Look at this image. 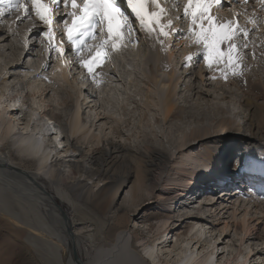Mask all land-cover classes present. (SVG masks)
Here are the masks:
<instances>
[{
    "label": "bare ground",
    "instance_id": "6f19581e",
    "mask_svg": "<svg viewBox=\"0 0 264 264\" xmlns=\"http://www.w3.org/2000/svg\"><path fill=\"white\" fill-rule=\"evenodd\" d=\"M240 3L241 0H226L224 5L230 6L229 14L223 12L221 16L223 17L224 15V17L230 18L234 12H237V15H242L238 12L241 10L244 13L241 18L243 20L246 19L244 21L245 27L242 28L252 25L254 28L259 27L264 18V15L260 18V14H264V11L260 13V10L256 11V9H252L254 7L249 4L243 5L240 9ZM217 8L220 11V7ZM217 8H212L213 15ZM168 10L173 15L171 10ZM164 18L167 17L165 16ZM174 18L175 23L172 24L180 30L178 27V19L176 21L175 16ZM250 18L253 20L255 18L259 19V23L255 25L248 23L247 21ZM40 28H42L41 25H36V28L33 29L32 23L27 19H24L20 23L14 22V14L6 15L4 22L0 23V214L12 218L17 222V225L27 230L25 237L28 239L26 242L29 245L35 246L34 236L36 233L40 234L37 236H39V240L43 244L44 255L39 258L37 257L38 263L161 264L163 262V264H264V237L253 235L255 226L250 225L249 219L251 217L246 216L247 210H244L239 221L235 217L240 205L247 207L249 203L253 202L257 203L255 204L256 206H263L264 204V195L261 190L247 192L244 190V183L237 180L242 179L246 173L251 175L248 184H251L252 180L253 183H258V180H263L264 104L258 102V99L264 100V86L249 80L247 77V79L245 78L243 80L245 86L251 93V97H246L243 100L249 112L248 120L250 121L249 126H251V128L248 127L249 130L247 133L242 132V122H238L239 120L220 118L214 127H195L188 133H185L183 138L181 137L182 141L176 149L177 152L173 153L175 157L172 156L170 158L161 149L150 147L147 144L150 138L146 135L143 136L144 140H146L144 149L145 151H149V156L144 155L137 149L133 150L134 148L132 149L130 146L128 147L118 141L107 140L104 138V134L101 135L102 133H95L92 130L93 125L101 119L110 118L109 114L104 112L106 106L105 100L107 98L101 94L102 91L100 90L99 98H102L101 104L98 102L97 107H94L93 116L89 115V117H92L91 119L86 117L80 111L81 105L90 102L86 101L89 96L94 95L93 99H96L94 98L96 95L94 93H91V95L88 92L81 94L82 90L83 92L87 90L86 88L82 89L83 80L81 79V83L78 84V94L76 93L75 100H73L71 94L62 96L61 99H63L64 105L59 107L61 112L57 111L60 112L59 119H65L66 121L69 119L67 121L68 128L65 133L66 139L64 145L58 128L59 125L56 123V118H58L57 112L53 113L52 111H48L50 107L52 108V104L48 99L46 100L49 86L45 83V80L48 76L46 75V69L51 63L48 61L50 51L46 47L47 41L44 40L41 43L42 38L39 36L36 37V34L41 31ZM29 29H32V31H29ZM252 29L250 28V31ZM182 33V31H179L178 33L172 34V37L175 35L178 36L176 38V46L182 47L181 45L187 42L186 35H180ZM142 34L149 42L155 40L154 37H148L144 32ZM243 38V40L248 39V37ZM7 39L10 41L8 45L4 43ZM34 39L42 44V47L40 49L38 48L37 55L32 54V48H34L32 41ZM255 40L252 39L253 45ZM164 42L167 43L168 38ZM247 44H250L249 41H247ZM250 47L252 46L250 45ZM19 48L23 51L21 58L20 55L22 53L19 56L15 54V51ZM189 48L191 52L187 56L180 55L182 54L180 53L178 58L183 60L184 57H195L197 49ZM10 52L13 54L12 59L9 57L6 58L7 55H10ZM47 54H49V57H47ZM153 54V65H155L156 60L159 63L162 56L158 50H154ZM172 56H175L174 50L173 52L172 50L170 51L167 59L171 60ZM4 58L6 61L3 60ZM187 64L189 65L191 63L187 61ZM246 66L245 64L243 65V71H246ZM154 67L155 69L150 71L151 74L149 76L143 73L148 79L147 81H151L156 89L157 100L155 102L157 101L162 119L166 121L170 116H178L183 110L182 105L179 106L175 101V95L177 93L175 94L174 87L176 82L173 78L180 81L182 73H186L187 71L183 70L178 75L175 72L176 69L172 67H168L169 69L162 68V73H165L163 76L161 72H158L159 67L157 65ZM9 69L18 72L15 77H18L20 83L22 82L18 93L21 95L25 91L24 96L27 100H25V104L27 103L29 106L27 108L30 112L29 114H22L20 116L22 110H20V105L16 107L15 103L18 95L16 96L14 93V95L9 96L8 92L6 93L5 91L8 87L12 88L13 86L9 83ZM201 70L203 69H199L197 72L199 76L197 80L201 82H199L200 84L203 83L207 87L204 81L208 78L206 79L204 77L206 73L207 75L209 73L203 70L205 71L204 74ZM60 75L62 78L68 79L64 69H60ZM73 75L72 78L75 81L80 78V76L75 77L76 74L75 76ZM209 78L212 77L210 76ZM240 80L242 81V79ZM180 83L182 82L180 81ZM187 87L188 90H192L194 83H189ZM206 90L210 92L209 89L206 88ZM64 92L68 94L65 90L60 91L62 94ZM196 93L200 96L201 90H198ZM81 95H83V98L80 101ZM68 97L69 99H67ZM74 101L76 104L75 110L70 113ZM89 106L90 109L93 108V105L89 104ZM227 110L230 112L233 109L229 107ZM46 114L48 115L45 116ZM85 118L88 119L85 120ZM96 125L98 127V124ZM211 136H216L215 139L218 138V143L224 147L223 152H216L209 148L205 152L195 156V154H190L185 151L187 146L186 139L192 141V139H200V137L209 138ZM87 141H93L96 145L93 146L89 155L83 160L79 157L78 151L81 144H86ZM212 142L217 143L215 141ZM233 145H242L244 150L249 153V158L245 163L246 173L244 171L243 173L238 171V161H234L232 165L233 169L231 172L233 174H230V171L225 172L224 168H226V164L223 163L224 160L220 162L221 158H228L227 155ZM133 147H136V144ZM140 163L146 165V170L143 172L141 171L143 169ZM61 164H68L71 170V176L73 177L64 175L60 170ZM173 167L176 169L175 171H177L178 176L176 178L173 177L174 179L171 181L166 173H169V169H173ZM251 169L258 172L259 175L253 178V175L248 172ZM81 171H87V174H97L104 179V182L101 186L93 189L84 180L74 178V175ZM226 176H230V181L232 178H236L235 183L237 184H235V187H237V191L233 196L226 198L225 194H222L221 197L216 199L208 197L206 198L207 200L205 199V201L199 204L197 211H190L185 217L182 216L181 219L178 217L179 220H176V224L178 225H181L185 219L191 221L190 223L188 222L189 225L186 230L183 231L181 228L176 230L169 243L166 242V238L169 237L166 232L167 228L170 227V223L167 222L166 216V218H163L157 224L155 228L157 234L152 236L149 243L142 244V254L139 253L132 243L134 239L138 238V231L134 230L128 233L125 228L119 227L120 224L128 219L127 208H122V213L115 218V224L119 226L113 231L111 238H108V241L105 239L111 231V227L105 224V215L108 213L117 193L126 182L131 183L128 192L133 202H141L143 200V194H141L142 190H144L142 189V183L145 181L149 182L151 189L160 191V194L158 193L160 199L175 201L178 198L179 200L186 198L192 190V187L203 188L205 184L209 183L216 184L213 188L222 187L219 189V192L222 193H229L236 190L235 187L228 190L224 187L226 184L222 185L219 182L226 180ZM252 185L254 186V184ZM262 185L264 187V183ZM207 187L209 193L214 191L209 189L212 187L210 184ZM241 197L243 198L240 200ZM219 198L222 199L219 201ZM62 203L72 208L73 215L76 216V219L91 222L93 228L91 230L85 229L84 231L80 228L79 230L74 228L72 226L74 225L73 216L67 215L66 210L62 207ZM169 205L171 204L169 203ZM223 210L224 213L229 214L230 221L227 218L219 222L220 219L215 217ZM62 211L65 217L62 216ZM200 213H203V215L201 216ZM85 215H87V218ZM204 215L205 219H210L208 221L210 225H206L207 222L202 223ZM260 216H263V218L258 217L256 221L261 224L264 223V214ZM36 225L41 226L40 232L34 231L37 227ZM17 233L15 234L16 237L22 236V233ZM206 234L209 235V240L205 239ZM250 236L252 238H249ZM224 239H226V243L218 248V244L223 243L222 241ZM171 242L172 246H170ZM65 249L68 252L66 256L63 255ZM2 252L0 250V258H3L1 256Z\"/></svg>",
    "mask_w": 264,
    "mask_h": 264
},
{
    "label": "rangeland",
    "instance_id": "374dc122",
    "mask_svg": "<svg viewBox=\"0 0 264 264\" xmlns=\"http://www.w3.org/2000/svg\"><path fill=\"white\" fill-rule=\"evenodd\" d=\"M160 3L162 7L166 9L165 16L168 19H171L172 23H175V18H174L175 15H171L168 9H170L172 13L178 12V9H175L176 7H174L176 6L177 3L173 2L172 0H160ZM220 7L222 8L223 6H220ZM218 9L219 8H217L215 12L218 11ZM229 10L230 9H228L227 14H229ZM215 12H214V15H215ZM240 13H243V12H241L240 10ZM243 14L241 15V17L243 16ZM167 18H164V20L167 21ZM245 20L246 19H244L243 22ZM176 21H177V18H176ZM243 22L240 24H245V22L244 23ZM258 23H259V19L255 18V24H258ZM178 24H179V19H178ZM178 27L180 28V31H181L180 24L178 25ZM254 29L249 31L250 35L248 36V39L243 40L244 38L240 37L237 40V42L240 44H243L247 41H249L250 43L248 44L249 48L247 47V49H241L242 53L244 54L243 65L245 64L246 66L247 64L246 71L244 70L243 71L244 74L240 75L241 78L240 76L234 77L231 74H229L227 79H224L221 77L220 71L216 70L217 66L214 65L212 69L206 66L203 60V52L202 54L200 52L202 51V45L195 44L193 42V38L191 37V35L187 37L185 33L180 34V35L185 34L186 39L189 38L187 42L185 44L183 43L181 45L182 47H180V46H176V38L178 36L175 35L172 37V34H171L168 36V42L167 43L164 42L165 44L162 47L161 44L156 39L151 42H149L147 38L145 39L144 38L145 36L143 37L142 31H139L138 26H137V31L130 37V42L120 47L117 51H111V49H109V53H110L109 57L100 65V67H98V69H96V71L99 74L97 77V82H93L91 79L92 91H93V88L97 89L98 92L102 91L101 94L107 98L105 100L106 110L104 109V112L108 113L110 116V118H105V119H101L100 121H98L96 123L98 124V127L95 124L93 125L92 130H94L95 133H98V134L102 133L101 135L104 134L103 136L107 140H113L116 142L118 141L122 144H125L128 147L130 146L132 149L134 148L133 150L137 149L138 151L142 152L144 155L149 156V151L147 150L145 151L144 149V144L146 143L145 142L146 140H144L143 136L146 135L151 139V140L149 139V143H147L149 144L150 147L161 149L164 152V154H166L170 158L173 156L174 152H177L176 149L178 148V145L181 143L182 138L185 135V133H188L192 128H195V127H202V126L214 127L218 119L220 118H232L237 121L239 120L238 122L240 123L242 122L241 123L242 132L247 133L249 128H251V126H249L250 121L248 120L249 112H248V109H246L247 107L245 106L243 100L246 97H251V93H250V90L245 86L243 80H245V78L247 77L249 78V80H252L258 83L259 85L264 86V26L259 25V27L254 28ZM40 30L42 29L40 28ZM38 36H39V33L36 34V37ZM252 39L253 40L256 39L255 42H253L254 45L252 44ZM34 41L35 39L32 41V43H34V48H32L33 49L32 54L37 55L38 50L42 47V44L38 42V45H39L38 47L39 49H38L37 43ZM56 41L57 39H55V42ZM9 42H10L9 39H7L6 42L4 43L8 45ZM62 42H64V40ZM250 45L252 47H250ZM179 47L180 49L176 51V49ZM189 47H192V49L196 48L197 51H196V56L195 57L192 56V59L189 61L191 64L188 65L187 63H185L186 57H184V59L181 60L180 58H178V55L182 53L180 55L187 56L189 52H191V49ZM154 50H158V52L162 56L159 63L156 60L155 65L159 67L158 72L159 73L161 72L163 76L165 75V73H162V68L169 69L168 67H172L176 69L175 72L178 75L179 73H181V71L183 72V70L187 71L186 73L184 72L182 73V77L186 75L185 77L180 78V81L182 83H180V81H178L176 78H173V80L176 82L175 87H174L175 94L177 93L175 95V101L177 102L179 106L182 105L181 107L183 110L180 112L178 116H170L169 119H167L168 121L167 120L164 121L162 119V115H161V112L159 111L157 101L155 102V100H157L156 99L157 95H156V89L154 88L153 83H151V81H147L148 79L144 76V73L147 76H149L151 74L150 71L155 69L154 67L155 65H153L154 64L153 62V58H154L153 51ZM171 50L172 52L174 50V54L176 57L172 56L171 60H169L167 58ZM21 53L22 55H20ZM83 53L84 55H87V52H83ZM15 54L17 56L20 55V58H21L23 56V51H21L19 48L15 51ZM12 56L13 54H11L10 52V55H7L6 58L9 57L10 59H12L13 58ZM47 57H49V54H47ZM63 59L64 57H60L55 51H51L50 57L48 59V61L51 63L48 65V68L46 69V75L48 76H47V79L45 80L46 81L45 83L49 86L48 88L49 92L46 95V100L48 99V101L52 104V108L50 107L48 111H52L53 113L60 111L59 107H62L64 105L63 99H61L62 96H67L71 94V97L73 98V100H75L76 95L78 94L77 92L78 84L81 83L80 80L82 79V78L76 79L75 81L72 78V75L74 74V72L72 73L68 65L65 64V61L67 59L66 60L65 59L63 60ZM3 60L6 61L5 58ZM24 60H26V58H24ZM60 69H64L66 71V75L68 77L67 80L65 78H62V76L60 75ZM199 69L206 70L212 77V78H209L210 77L209 74L207 75L206 73L204 78L206 79L208 78V79L204 81L205 82L204 84H206L207 87H205L203 83L200 84L201 82L199 81L200 82L199 83L197 80L199 77L197 73ZM203 70L201 71L202 73L205 74V71ZM8 71H9L8 74L10 75L9 83H11L13 86L12 88L8 87L7 90L5 91L6 93L8 92L9 96H11L12 94L14 95V93L16 94V96L18 95L16 97L15 103L17 102L16 106L18 107L20 105L19 106L20 110H22L20 116L22 114H29L30 112L27 109L29 106L27 105V103L25 104V100H26V97L24 96L25 91L22 93L23 95L22 94L20 95L18 93L19 92L18 89L21 88L22 86L21 84L22 82L20 83L18 77H15L18 72H16L13 69L12 70L9 69ZM73 76H75V74ZM78 76H81V73H79L78 75L76 74L75 77H78ZM163 76L161 75V77ZM240 79H242V81ZM189 83H192V84L194 83V88L192 90L190 89L188 90L187 86ZM185 84L187 85L185 86ZM202 86L204 89L202 88ZM85 88L87 90L84 92L82 90L81 94L83 93L85 94L87 92L90 94L92 93L90 91L91 87L87 85L85 86V84L83 83L82 89H85ZM201 88L203 89V92ZM206 88L209 89L210 92H208ZM61 90L67 91L68 94H65L66 92H64L63 94L60 93ZM198 90H201L200 96L198 94L199 92L196 93ZM93 96L88 97L86 101L87 102L90 101V102L82 104L81 110H80L83 112V114L86 117L90 119L92 117H89V115L93 116L94 107H97V104H98V101L96 100L99 99V97L98 98L94 97L96 99H93ZM82 98H83V95L80 96V101ZM150 98H153V99H150ZM67 99H69V97ZM101 99H100V102H101ZM91 100H94V101H91ZM258 102L264 104L263 99H258ZM73 103L74 105H73V108H71L70 113H72L73 110H75V106H76L75 101ZM217 103L218 105H216ZM89 104L93 105V108L90 109ZM229 107L230 109H233L231 110L232 112L231 111L229 112L227 110ZM60 112L56 113L58 115V118H56V123L59 125L58 128L62 136V141L64 142V145H65V139H66L65 133L68 128L67 121L69 119L67 121L65 119H61V118L59 119ZM47 115L48 114H46L45 116ZM131 116H132V119H131ZM88 118H85V120ZM114 120L116 121L115 123L119 125H116L114 123ZM215 138L216 136H211L209 138L200 137V139L196 138V139H192V141H189L188 139H186L185 142L187 146L185 148L186 149L185 151L190 154H195V156H197V154H201L205 152L206 149H209V148L216 152H221V151L223 152L224 147H222V145L218 143L217 141L218 138L217 139ZM212 141H215L217 143H214ZM87 142L86 144L85 143L81 144V146L79 147V151H78L79 157L83 160L86 159L87 155H89V153L91 152L93 146L96 145L93 141H87ZM135 144H136V147H133V145ZM248 155H249L248 151L244 150L242 145H239V146L233 145L227 155L228 158L227 157L221 158L220 162L224 160L223 163L226 164V168H224V170L227 173V171L231 172V170L233 169L232 165L234 161H238L239 162L238 167H237L238 171L243 173V171L245 172V163L247 162L249 158ZM231 158H232V162H231ZM140 164H141V168L143 169L141 170L140 168V170L143 172L144 170H146L145 169L146 165L142 163ZM60 170L64 173L65 176L73 177L71 176V170L68 164H63V165L61 164ZM175 170L176 169H174L173 167V169L170 168L168 171L170 175L169 173H166L171 181L172 179L176 178V176H178V173H176L177 171ZM230 174H233V173L231 172ZM74 178L84 180L88 184V186L92 187L93 189L101 186V184L104 182V179L99 177L97 174H92V173L87 174V171L85 172L81 171V172L76 173V175H74ZM249 179H251V175L246 173L243 175L242 179L240 180L237 179V180L244 183L246 187ZM130 184H131L130 182H126L122 186V188L119 190L116 197L114 198L108 213L105 215V222H106L105 224L106 226L108 225L111 227L110 234L105 239L107 240L108 238H111V234H113V231L119 226L115 224V218L117 217V215L122 213L121 211L122 208H127L128 219L124 221L122 224H120L119 227L125 228V230H127L128 233L134 230L138 231L139 233L138 238L134 239L132 243L133 245H135L136 249L141 254H142V244L149 243L152 236L157 234L155 228L160 220H162L163 218H166L167 216V220H168L167 222L170 223L169 224L170 227L167 228V232H166V234L168 233L167 236L170 237L171 235L170 238L166 236L167 237L166 242L169 243V241L173 238L175 231L180 228L183 231L186 230L191 221V220L189 221L185 219V221L181 225H178L176 224V220H179V218L181 219L182 216L185 217V215L187 213H190V211H197L199 204L205 201L206 198L209 197V198L216 199L218 197H221V195L218 194V192H219V189L222 188V187L213 188V186L216 184L209 183L212 186L209 189L214 190L213 192L211 191L209 193V190L207 187L209 184H205L203 188L192 187V190L188 193L186 198L180 199V200L178 198V200H175V201H167L165 199L163 200V198L160 199L159 198L160 191L156 189H151L149 182L145 181L144 183H142L143 184L142 189H144L142 190V193H141L143 194L142 195L143 200H141V202L140 201L133 202L131 201V198L129 197V192H128ZM233 186H235V184L234 185L230 184L228 187L227 186L225 187L226 189L231 190ZM250 189L251 188H249V190ZM244 190L247 192H253L251 190L249 191L248 188H244ZM262 192L264 195V187L262 188ZM242 198L243 197H241L240 200ZM221 199L222 198H219L218 200L220 201ZM169 203L171 205H169ZM255 204L257 203H254V202L249 203L247 207L244 205L243 206L240 205L238 207L239 210L236 213L235 217L237 221H239V219L242 217V214L244 213V210H247L246 216L251 217L249 219L250 221L249 223L251 226L253 225L255 226L254 227L255 231L253 230V235L264 237V229H263L264 223L260 224L258 223V221H256V218L258 217L263 218V216H260V215L264 214V204L263 206H256ZM62 207L63 209L66 210L64 211L67 213V215L73 216L74 225L72 226L74 228H76L77 230H79L80 228L83 231L85 229L91 230L93 228V224H91V222L85 221V220L79 221L78 219H76V216L73 215L74 213L72 211V208L69 207V205L63 204ZM162 214H164L165 216ZM200 214L201 216L203 215V213H200ZM85 217L87 218V215H85ZM215 217L220 219L219 222H222L223 220H226L227 218L230 221L229 214L224 213V210L219 212V214H217ZM221 217L223 218L222 220H221ZM203 218L204 220H202V223L207 222L206 225H208L209 224L208 221L210 219L209 218L205 219V215ZM16 223L17 222H15L12 218L7 217L6 215L0 214V250L3 251L1 255L3 258H0V264H40L38 263L37 257L39 258L40 256L44 255L43 244L39 240V236H37L40 234L36 233V235L34 236L35 246L29 245L26 242V240L28 239L25 237L27 235V230L22 228L20 225H17ZM36 226L37 227L34 231L40 232L41 226L40 225H36ZM16 233L17 234L22 233L21 234L22 236L16 237L15 235ZM252 236H250L249 238H252ZM205 239L209 240V235L206 234ZM29 242H31V240H29ZM222 242L223 243L218 244L217 246L218 248H220L221 245L226 243V239H224ZM170 246H172V242L170 243ZM66 254H68L67 249H65L63 252L64 256H66ZM35 256H36V259H35ZM161 264H163V262Z\"/></svg>",
    "mask_w": 264,
    "mask_h": 264
},
{
    "label": "snow or ice",
    "instance_id": "6c2138e0",
    "mask_svg": "<svg viewBox=\"0 0 264 264\" xmlns=\"http://www.w3.org/2000/svg\"><path fill=\"white\" fill-rule=\"evenodd\" d=\"M226 0H184L183 14L177 19L187 22V32L193 42L202 45L203 60L210 69L217 66L221 77L243 74L244 54L247 42L237 40L250 35L249 30L240 27L239 17L235 20L221 21L212 14L213 7L223 6ZM246 3L247 0H244ZM264 7V0H259ZM61 4L63 9L61 10ZM179 9V3L176 5ZM14 14V22L27 19L36 28V22L46 26L39 32L41 43L47 41L48 50L65 56L63 42L57 46L54 40L57 31L54 24L63 23V35L67 38L79 67L93 82H97L96 69L120 47L130 42V37L138 30L154 37L163 47L169 35L178 33L172 20L165 22L166 9L160 0H0V23L6 15ZM58 14L62 21L58 20ZM34 18V19H33ZM248 23L255 25V20ZM32 31V29H29ZM95 41V43H90ZM87 52V55L81 53ZM192 56L186 58L190 61ZM215 78V77H213Z\"/></svg>",
    "mask_w": 264,
    "mask_h": 264
},
{
    "label": "water",
    "instance_id": "95a60500",
    "mask_svg": "<svg viewBox=\"0 0 264 264\" xmlns=\"http://www.w3.org/2000/svg\"><path fill=\"white\" fill-rule=\"evenodd\" d=\"M62 216H64V217H65V215H64V213H63V211H62ZM68 231H69V229H68Z\"/></svg>",
    "mask_w": 264,
    "mask_h": 264
}]
</instances>
